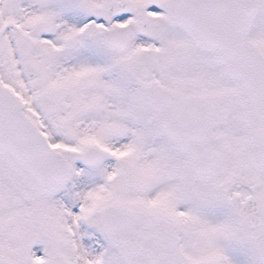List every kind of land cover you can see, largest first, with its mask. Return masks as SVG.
Listing matches in <instances>:
<instances>
[{
	"label": "flooded vegetation",
	"instance_id": "af4514ba",
	"mask_svg": "<svg viewBox=\"0 0 264 264\" xmlns=\"http://www.w3.org/2000/svg\"><path fill=\"white\" fill-rule=\"evenodd\" d=\"M27 1L30 3L12 11L11 0H6L4 14L7 18L15 17V24L21 26L22 23L25 28L24 34L19 31L11 40L18 42L19 78L21 71L23 76H33L29 84L33 96L21 89V81L14 79L11 73L0 74V82L15 95L27 118L67 161L70 179L55 194H38L27 189L22 179L20 181L0 160V243L4 245V237L19 223L21 237L16 244L21 264H121L120 250L116 259L106 245L105 207L100 218L96 217L100 207L95 203L101 200V186L87 185L89 189L85 194L89 206L86 208L74 206L66 190L77 171L94 170L106 161L112 171L131 169L138 162L142 169L153 167L154 170L162 165L164 170L175 171V168L169 170L170 145L175 156L177 153L187 155L162 131L152 95L164 88L172 99L185 96L194 99L207 121L208 136L220 153L215 161L216 176L195 179L211 187L212 197L220 207L228 205L234 212L236 224L241 226L238 240L243 244L235 238L230 241L240 244L242 251L220 247L214 240L210 241L209 249L201 247L196 227L206 221L191 206H185L187 212L182 220L193 223V233H185L180 228L174 233L161 229L159 217L148 212L154 221L153 230L174 239L183 264H264V168L254 169L246 157V125L228 87L219 90L207 87L195 95L174 93L167 88L168 73L155 61L158 58L156 45L171 26L160 15L166 0ZM89 4H92L90 8ZM122 6L130 12L123 15ZM260 7L264 8V0H258L257 12ZM78 8L79 11H74ZM122 27L125 28L121 30ZM110 29H117V34L106 38L105 33ZM128 32H131V40L127 50L122 52L123 36ZM140 41L148 44L142 45ZM257 48L264 57V48ZM0 49L4 50L2 46ZM202 51L190 41L189 54ZM159 68L162 72H158V77L165 80V86L155 78V70ZM141 74L148 75L146 80L140 79ZM48 75L51 79L43 83L41 77ZM150 79L152 82L146 85ZM154 85L157 89L152 91ZM64 90L67 96L58 95ZM37 100L43 104L44 112L37 108ZM52 127L60 129V134L50 131ZM87 151L90 153L82 161L70 162L71 153ZM96 159L98 162L89 166L88 163ZM178 160L181 161L180 155ZM184 162L186 166H180L175 172L182 173L190 167L189 160L187 163L185 158ZM10 185L18 191L11 205L19 202L20 221L3 217L9 204ZM182 188L176 193L175 188L166 192L169 215L173 203L182 204ZM134 208L143 211L140 206ZM92 220L97 224L92 226ZM169 228H175L171 221ZM182 248L189 252L185 254L189 257L195 248L197 255L187 261ZM199 250L214 259L200 256ZM240 256L246 258L243 263L239 261Z\"/></svg>",
	"mask_w": 264,
	"mask_h": 264
},
{
	"label": "water",
	"instance_id": "95a60500",
	"mask_svg": "<svg viewBox=\"0 0 264 264\" xmlns=\"http://www.w3.org/2000/svg\"><path fill=\"white\" fill-rule=\"evenodd\" d=\"M256 7L257 0H169L166 20L182 27L197 45L225 65L244 109L247 156L258 168L264 167V60L248 40ZM167 99L160 93L155 98L165 130L185 147L195 174L213 176L217 151L200 125L195 104L188 99ZM0 159L29 190L39 194L56 192L69 178L65 160L45 142L1 85ZM150 226L144 213L115 207L107 215L104 230L109 239L122 245L127 264H182L172 239L160 232L143 235Z\"/></svg>",
	"mask_w": 264,
	"mask_h": 264
},
{
	"label": "rangeland",
	"instance_id": "374dc122",
	"mask_svg": "<svg viewBox=\"0 0 264 264\" xmlns=\"http://www.w3.org/2000/svg\"><path fill=\"white\" fill-rule=\"evenodd\" d=\"M5 2L6 0H0V47L2 46L4 48V50L0 49V74L11 73L14 76V79L21 81V89L25 90L27 95L33 96V93L29 88L30 82L25 79L22 71L21 78H19L17 63L18 55L16 53V45L18 42L16 39L15 41L11 40L12 35H16L19 31L21 32V35L24 34L25 28L22 23L21 26L15 24V17L9 16V18H7L4 14ZM29 3L30 2L27 0H11V10L17 11L20 7ZM91 6L92 4L88 5L89 8ZM74 11H79V8L74 9ZM75 15H77V12H75ZM81 16L82 14L78 15L76 18L80 19ZM66 18L70 19L69 16H66ZM250 39L259 48H264L263 7L259 8V12L254 19ZM140 42H142V45L148 44L145 43L147 42L146 40L145 42ZM189 46L190 42L186 35L179 28L174 26H169L168 29L164 31L160 42L157 43L156 54L158 58L155 59V61L158 65L160 63L162 69L166 70L168 73L167 78L165 77L167 80V87L174 93L195 95L196 92H202L207 87L219 90L228 86L230 79L226 76L223 65L217 64L210 52L202 51L196 53V55L189 54ZM7 59L10 60L11 64ZM4 60L6 61L4 62ZM149 62L151 61L149 60ZM159 69L155 70V78L158 83L165 86V80H160L158 77V72H162V69ZM41 78L42 81L44 80V83L51 79V75L43 76ZM36 81H38V79H36ZM150 82H152V79L147 81L146 85H149ZM144 83L145 82H143V84ZM156 85L151 88L152 91L157 89ZM58 95L65 97L67 96V93L64 90L63 92H59ZM234 104L238 106L236 102H234ZM112 113L114 114V112ZM116 116H118V113ZM51 121L53 120H50V122ZM50 131H56V134L59 135L61 130L52 127L50 128ZM143 148L145 147L143 146ZM170 149L171 165L170 168L168 165H166V167L169 168L170 171L175 168L176 171L180 166H186L184 162V154L177 153V156H175L172 144L170 145ZM141 150L142 148L139 149V151ZM178 155H180L181 161L178 160ZM152 168L153 167H147L146 169H142L138 162L137 165L134 163V165L131 166V169L112 171L106 161L94 170L77 171L66 192L68 197L71 198V203L74 206L86 208L89 206L85 194L89 189H87V185L92 184L96 187L101 186L99 190L101 200L99 203H95L98 208L100 207L96 216L98 219L100 218V212L103 207H105L107 212L108 208L111 206H140L147 212L158 216L160 220L159 228L170 230L171 233H174L175 231L178 232V228L182 229L185 233H193L195 227L192 225L193 223H190L191 221L182 220L187 212L185 206H191L199 211V213L202 214L201 218H205L206 221L204 225H197L196 227L197 233L195 234L197 235L196 237L199 240V245L201 247L203 246L205 249H209L210 241L214 240L220 247L227 246L229 249H237L240 244L235 241L231 242V238H235L239 243L243 244L238 240L241 229L239 230L234 220L231 223L227 219V217L232 214V209L228 205H225L224 207L219 206V203L212 197L213 195L210 186L200 183L193 175H190V172L188 173L187 170L182 173L178 171L169 172L168 170H164L165 168L162 165L154 170H152ZM162 168L163 170H161ZM78 181L81 182L77 183ZM77 184L78 186H76ZM170 188H175L173 191L174 193L178 192L179 188H182L183 193L180 195L182 198L180 199V202L182 204L180 205L177 201L176 203H173L172 213L169 215L166 212L169 205L166 202L165 196H167L166 192ZM8 190L9 204L6 205L5 211L7 213L3 217L8 216L12 220L16 218L18 220L21 216V207L15 208L11 205V199L14 195L18 194V191L16 188L11 187V185L8 187ZM152 203H154V206ZM1 205L2 204H0V206ZM97 209L95 211H97ZM178 214H183L184 216L177 217ZM170 221L171 226L175 228H169ZM91 224L93 226L97 223L92 220ZM196 224H199V222H196ZM13 227L14 229L11 230L2 240L4 245L0 243V264H21L19 246L16 244L17 238L21 237L20 224L16 223ZM106 245L109 246V249H111L113 254L115 253L117 259L118 251L120 250L119 245H112L108 240ZM194 251H196L195 248L190 252L191 257L197 255ZM202 251L203 250L198 251L200 256L206 257V259H214L213 257L211 258L208 253H205V251L202 253ZM181 252L183 255L189 254L184 248L181 249ZM185 256L186 260L190 261L188 259L191 257L188 255Z\"/></svg>",
	"mask_w": 264,
	"mask_h": 264
}]
</instances>
